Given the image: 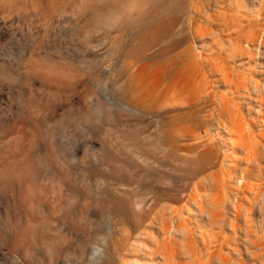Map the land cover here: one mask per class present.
Returning <instances> with one entry per match:
<instances>
[{"label": "rangeland", "instance_id": "374dc122", "mask_svg": "<svg viewBox=\"0 0 264 264\" xmlns=\"http://www.w3.org/2000/svg\"><path fill=\"white\" fill-rule=\"evenodd\" d=\"M0 264H264V0H0Z\"/></svg>", "mask_w": 264, "mask_h": 264}]
</instances>
